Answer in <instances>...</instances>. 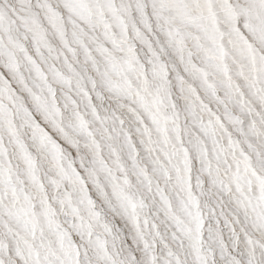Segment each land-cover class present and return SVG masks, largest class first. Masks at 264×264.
<instances>
[{"label": "snow or ice", "instance_id": "snow-or-ice-1", "mask_svg": "<svg viewBox=\"0 0 264 264\" xmlns=\"http://www.w3.org/2000/svg\"><path fill=\"white\" fill-rule=\"evenodd\" d=\"M0 264H264V0H0Z\"/></svg>", "mask_w": 264, "mask_h": 264}]
</instances>
